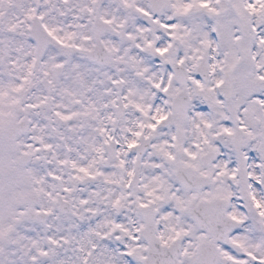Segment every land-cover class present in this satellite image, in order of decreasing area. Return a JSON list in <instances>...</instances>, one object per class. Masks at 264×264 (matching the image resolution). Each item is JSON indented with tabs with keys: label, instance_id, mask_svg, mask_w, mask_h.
Wrapping results in <instances>:
<instances>
[{
	"label": "snow or ice",
	"instance_id": "6c2138e0",
	"mask_svg": "<svg viewBox=\"0 0 264 264\" xmlns=\"http://www.w3.org/2000/svg\"><path fill=\"white\" fill-rule=\"evenodd\" d=\"M0 264H264V0H0Z\"/></svg>",
	"mask_w": 264,
	"mask_h": 264
}]
</instances>
